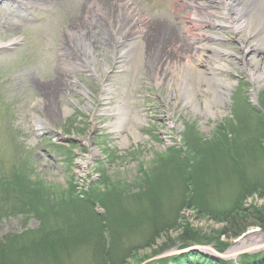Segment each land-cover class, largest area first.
Segmentation results:
<instances>
[{
    "label": "rangeland",
    "instance_id": "1",
    "mask_svg": "<svg viewBox=\"0 0 264 264\" xmlns=\"http://www.w3.org/2000/svg\"><path fill=\"white\" fill-rule=\"evenodd\" d=\"M196 2L12 0L16 18L0 9V48L9 46L0 49V264H157L158 255L183 246L224 252L253 231L264 237L261 227L250 226L229 239L218 221L238 208L264 215V80L248 76L264 66V46L242 60L239 39L254 43L249 26L239 34L198 29L191 18ZM131 6L151 34L156 23L170 27L165 54L176 48L193 55L190 36L221 38L214 46L231 60L220 73L230 84L221 116L200 114L209 97L196 79L199 113L185 103L183 81L157 80L166 59L157 63L151 34L143 62L125 54L122 68L116 65L125 44L115 40H131L125 16ZM218 8L225 10L222 2ZM178 16H190V23ZM199 16L221 20L208 8ZM75 29L84 33L94 71L69 39ZM51 82L57 88L49 95ZM124 99L128 120L141 117L135 140L127 125L110 126L109 110ZM187 229L196 242L182 236ZM262 237L245 246L264 244ZM261 252L237 261L264 264L256 260Z\"/></svg>",
    "mask_w": 264,
    "mask_h": 264
},
{
    "label": "bare ground",
    "instance_id": "2",
    "mask_svg": "<svg viewBox=\"0 0 264 264\" xmlns=\"http://www.w3.org/2000/svg\"><path fill=\"white\" fill-rule=\"evenodd\" d=\"M219 2L223 3V6L225 8L224 11H221L218 8ZM195 5H197V7L193 6V14L191 15V18L195 19L194 25L198 29L202 28L201 26H208L207 28L228 27L239 34L243 32L247 26H249L248 36L254 38V43L251 45H247L246 40L242 41L239 39V43L242 47L244 55L242 60L253 54V52L256 51L259 47L264 46V0H197ZM206 8L212 10L213 17H216L217 19L219 18L221 20H206L203 17L201 18L199 16V13H204ZM112 14H114V12ZM125 16L126 18H129L131 20V22L128 24V26H130L129 28H127L128 32L131 31V40H123L121 37L115 40L116 43L120 44L124 41L125 44V49L118 50L115 54V63L119 68H122V64L124 62L121 61V59L125 56V54L131 55V63H133V58H136V62L134 61L135 64H140L141 62H143V50L145 49L144 45L146 43L147 37H149H146L145 35L151 34V31L147 29L148 27H141V25L146 22V18L140 17L135 8H133L132 6L131 9L130 7L126 8ZM178 17V20H181L182 23H190V16H187V18L184 17V19L182 18V16ZM224 21L226 24L224 23ZM153 29V33L151 34L152 39H150V36V40L148 42L150 44H148V46L150 45V47L152 48L151 51L154 57L159 58L160 56V58L157 60V63H160L163 59H166L163 63H161L162 65H160L161 67H159L161 68V70L159 73H157V76L159 77H157L158 79H156L158 81L162 80L167 84H170V82L173 81L177 85H179V83L183 81L182 86L184 84L185 86L182 88L183 91L181 92L182 96L184 97L185 103L193 107L194 113H199V108L192 86L193 79H196V86L197 88H199V92H202V89H204L203 91L206 92L209 97L205 101V108L201 111L200 114L204 117L212 118L216 117L217 115L221 116L223 114V102L225 101L227 94L225 92V89H228L230 87V84L220 77V73L223 72V70L228 71L227 66L230 65L229 63L231 61L228 60L224 62L225 60H223L222 58L228 57L229 55H227V53L223 49L214 46V43L219 42L221 38L205 36L203 34L199 35L198 37L190 36V38L193 39V42L195 41V44L197 45L193 55L187 56L184 51H177L176 48H174V51L172 50L171 54H165L166 52L164 51H166V47L172 44V38L169 35L171 33V29L169 26H164L163 24L159 23L154 24ZM91 30L92 33H94L93 29ZM161 33H164L167 36L165 37L164 35H160ZM68 36L70 41L74 42L76 49L81 51V57L84 62L83 64L94 71V58L88 47L89 45L85 40L84 33H82L81 31H76L75 29L70 30ZM159 36H162V40H160L161 44L157 43L159 40ZM157 44H159L160 49L157 48ZM164 44L166 47L164 46ZM184 46L187 45L183 44V47L181 48H184ZM168 55L170 57H168ZM167 58L170 59L169 63L166 62ZM254 59V57H251L247 62H250V64H252ZM165 64H168L169 66L167 69L169 70L168 74L170 72L169 75L163 72L162 68H164L163 66ZM248 76L252 81L257 80L262 82L264 80V66L258 67L256 70H249ZM56 88V82H51V87L47 88V90H49L48 94L51 95L50 92L54 93ZM82 93L84 96L86 95L84 91ZM126 100H121L119 105H117L113 110L109 111L115 115L114 121L110 124V126L114 131H119L122 125H127L135 140L138 138L136 136V129L137 124L141 123V117L139 116V114L135 113L134 117L131 118V121L128 120L125 114L128 103ZM213 104L216 105L215 109H213L212 107ZM37 124L41 125L42 121H38ZM121 143L123 146H125L128 143L127 139L123 138ZM255 235L262 237L260 233H258L257 231H253L246 238L236 241L232 246V249L229 250V253L233 254L245 249L246 247H253V245L245 246V242L249 239H253ZM262 240H264V237H262ZM227 256H230V254H227Z\"/></svg>",
    "mask_w": 264,
    "mask_h": 264
},
{
    "label": "trees",
    "instance_id": "3",
    "mask_svg": "<svg viewBox=\"0 0 264 264\" xmlns=\"http://www.w3.org/2000/svg\"><path fill=\"white\" fill-rule=\"evenodd\" d=\"M261 107L263 108L262 111H264V106ZM260 196L263 197V195L261 194ZM186 202L188 204L187 200ZM248 216H250L254 220L253 223H249V222L246 223L248 220H250L248 219ZM222 217L224 218L223 220L221 218L218 220L219 222H224L226 224L223 227L222 235L226 236L229 239L237 238L241 236L243 233L246 232V230L250 226L261 227L262 231H264V215L257 209L247 208L246 210H243V208H238L235 209L234 211H231L228 215L225 216L222 215ZM189 233L190 232L188 231V229L183 230L182 236L188 238V240H193L191 242H196L193 238L189 237L190 236ZM187 246H183L181 249L186 248ZM214 248L217 251L222 252L221 249L217 247ZM166 262L167 260L164 259L158 261L159 264H167ZM168 262L172 264H228L227 261H223L214 257L205 256L197 252H191L180 256L172 257ZM242 264H256V263L242 262Z\"/></svg>",
    "mask_w": 264,
    "mask_h": 264
},
{
    "label": "water",
    "instance_id": "4",
    "mask_svg": "<svg viewBox=\"0 0 264 264\" xmlns=\"http://www.w3.org/2000/svg\"><path fill=\"white\" fill-rule=\"evenodd\" d=\"M262 247H264V245H262ZM203 250H206V251H208V252H211V253H213V254H215V255H217L211 248H208V247H206V248H202ZM175 255V254H178V252H172L171 254H166V255H163V256H161V257H166V256H169V255ZM239 254V252H237V253H234V255L233 256H236V255H238ZM161 257H159V258H161ZM220 257H226L225 255H220Z\"/></svg>",
    "mask_w": 264,
    "mask_h": 264
}]
</instances>
